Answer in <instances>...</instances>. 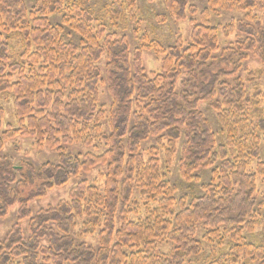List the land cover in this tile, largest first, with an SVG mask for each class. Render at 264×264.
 Returning a JSON list of instances; mask_svg holds the SVG:
<instances>
[{"label":"trees","instance_id":"obj_1","mask_svg":"<svg viewBox=\"0 0 264 264\" xmlns=\"http://www.w3.org/2000/svg\"><path fill=\"white\" fill-rule=\"evenodd\" d=\"M163 1L175 21L196 11L187 0ZM205 3L189 19L188 40L164 46L145 34L131 47L119 32L137 23L136 0H111L97 13L82 0H34L30 8L0 0V97L12 98L16 118L0 133V151L21 137L57 155L37 169H16L0 157V219L16 206L17 222L27 225H13L0 240V264H187L202 250L198 225L203 242L231 244V258L210 264H238L239 256L264 264V245L243 237L257 228L264 235V208L255 199L256 176L264 180V108L239 76L243 70L251 81L258 72L245 64L264 63V0ZM58 11L60 24L52 25L48 17ZM220 12L243 18L211 25ZM64 29L79 43L64 40ZM219 32L234 41L222 48ZM142 49L160 58V73L145 72ZM98 87L107 91V106L99 104ZM201 103L216 114L220 144ZM3 118L0 106V130ZM98 143L100 155L65 149ZM174 164L185 184H200L199 194L194 188L176 199L168 181ZM100 166L102 186L90 184L85 176ZM200 171L208 172L204 183ZM71 180L68 200L31 212L30 203ZM135 191L145 200L142 220L129 218ZM86 236H95V245L82 242Z\"/></svg>","mask_w":264,"mask_h":264},{"label":"rangeland","instance_id":"obj_2","mask_svg":"<svg viewBox=\"0 0 264 264\" xmlns=\"http://www.w3.org/2000/svg\"><path fill=\"white\" fill-rule=\"evenodd\" d=\"M28 8H30L34 0H24ZM86 7L97 13L100 11L103 6L107 5L111 0H82ZM137 2V23H130L126 28L125 32H119V34L126 35L131 47L138 46L139 40L138 36L145 35L148 36L150 40H156L164 46L172 45L178 37L182 40H188L191 25L189 23L190 18L197 19L198 14L202 9L205 8V0H187L189 6H193L196 10L195 13H187V18L183 21L173 20L166 12L164 1L163 0H136ZM63 12L58 11L55 14H52L48 17L49 22L52 25L60 24ZM260 15V14H259ZM165 16V18H163ZM162 18V19H160ZM210 24L213 26L221 25L225 26L230 23L232 20H241L243 14L239 12H220L218 16L211 15ZM137 35V36H136ZM219 42L222 48L227 47L229 43L234 41V36L225 37L221 32L218 34ZM62 38L66 41H70L74 44L79 43V37L68 29H64ZM141 60L142 65L146 73H160L161 72V63L160 58L156 57L151 51L142 49L141 51ZM103 60L99 67H103ZM223 68L226 66V63H222ZM248 67L250 70L258 72V75L254 77L251 81H248L245 77L243 70L239 72V76L243 78L244 86L250 97H253L254 100L257 98L261 107L264 108V63L259 62L258 60L251 59L249 60L243 68ZM99 90V104L107 106L109 103V97L105 87H98ZM0 106L4 109V118L2 120V127L0 133L4 130L6 125L15 126L16 118L14 116V109L12 104V98L10 96L0 97ZM106 109V107H105ZM199 110L209 121L212 131L215 134L217 144L222 143L223 134L221 133L219 124L217 122L215 112L210 108L208 103H201L199 105ZM264 138V137H262ZM264 140V139H262ZM67 153L72 155H84L86 153H92L95 155H100L105 147L103 143H98L94 147L81 146L77 144L65 146ZM7 156L12 160V163L16 169L27 168L28 165L34 169L39 168L42 164L47 162L56 163L57 155L55 151L48 149L47 147L38 148L36 143L31 138H21L18 137L14 140L5 142L3 149L0 151V157ZM260 159L264 162V142L261 144L260 148ZM250 172L256 171V162H253L248 169ZM104 172V167H97L89 174L85 176V179L88 180L90 184H96L102 186L103 182L99 177L100 173ZM170 175L168 181L172 186L176 188V199L181 197H190L192 196L193 190L196 189V193L199 194L200 184H185L178 176L176 165L170 170ZM201 183H204L208 180V172L200 171ZM262 177L256 176L255 186L256 194L255 199L257 204H261L264 208V180ZM37 184L33 183L25 188V191L32 190ZM74 182L71 180L65 186L61 188L54 189L47 193V195L38 200L29 204V209L34 214L40 209H45L48 206H55L59 201L68 200L69 190L73 187ZM191 188V192H190ZM132 213H130L129 218L131 220H142L145 218V200L144 197L138 191L134 192V195L131 199ZM151 208H154V205H150ZM261 209V208H260ZM17 207L14 206L8 212V215L0 219V240H2L5 235L9 232L11 227L17 224ZM264 210V209H263ZM263 210H258L263 214ZM22 229H27L26 222L18 223ZM203 230L200 225L196 228L195 239L202 242V250L199 255L190 258L187 264H210V260L216 259L218 256H227L231 258L233 252L230 250L231 244L224 240L221 243L218 241H212L211 243H206L202 241ZM244 240L247 243H252L255 245H264V235L262 234L260 228L255 229L252 233H243ZM82 242L87 243L88 245H95L96 238L95 236H86L81 239ZM161 252L167 253L170 250V247L162 246L160 249ZM233 264V263H229ZM238 264H257L252 262L249 259L239 256Z\"/></svg>","mask_w":264,"mask_h":264}]
</instances>
